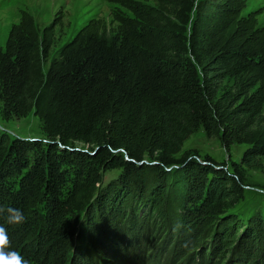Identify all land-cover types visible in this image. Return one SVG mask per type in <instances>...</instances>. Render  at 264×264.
Instances as JSON below:
<instances>
[{
	"label": "trees",
	"instance_id": "16d2710c",
	"mask_svg": "<svg viewBox=\"0 0 264 264\" xmlns=\"http://www.w3.org/2000/svg\"><path fill=\"white\" fill-rule=\"evenodd\" d=\"M153 1L134 6L112 41L89 22L47 70L51 39L29 15L0 47L4 119L33 113L47 137L0 133V205L26 221L0 219L10 247L30 261L64 264L72 253L75 264H91L95 248L123 250L116 234L131 205L133 226L143 211L146 221L178 208L182 235L214 233L218 264L230 250L240 264H264V215L245 223L230 212L244 192L238 164L231 173L210 158L177 157L203 129L228 153L245 145L244 165L264 159V26L242 15L240 0ZM110 170L122 174L101 191ZM141 234L128 231L125 249Z\"/></svg>",
	"mask_w": 264,
	"mask_h": 264
},
{
	"label": "rangeland",
	"instance_id": "374dc122",
	"mask_svg": "<svg viewBox=\"0 0 264 264\" xmlns=\"http://www.w3.org/2000/svg\"><path fill=\"white\" fill-rule=\"evenodd\" d=\"M240 1L243 4L242 15L254 16L260 26H264V0ZM136 5L148 9L156 7L153 0H0V47H5L11 27L20 23L23 16L29 15L33 17L41 39L45 34H48L51 39L48 57L44 59V67L47 70L51 61L59 56L63 46L91 21L101 22L107 31L105 37L112 41L120 23L134 18L131 9ZM2 110L0 105V133L6 131L13 138L25 140L42 142L47 140L42 121L33 113L26 118L5 120ZM77 148L79 151L88 149L83 144L77 145ZM246 149L245 145H235L228 153L218 139H209L204 130L200 129L186 141L182 152L177 156L180 158L185 155L188 159H197L201 163H206L205 159L210 158L217 165L226 164L225 169L231 173L235 170L234 164H238L240 175L243 177L244 192L243 196L236 200L230 212L245 223L256 215H264V159H258L253 167L244 165L242 156ZM218 169L222 167L219 166ZM101 173L104 182L97 186L103 191L121 176L122 170L101 171ZM168 210L173 211V214L170 215L171 212H167L165 219L154 217L146 221L144 216H147V213L143 211L140 213L142 222L133 226L134 224L129 221L130 213L133 214L130 205L124 219L125 225L123 223L121 232L116 234V239L124 244L123 250H109V247H106L107 251L104 252L106 256H103L95 248L93 253L95 258L93 257L91 264H209L210 259L214 262L213 264H218L219 255L213 254L216 247V243L213 242L214 233L208 230L200 236L196 230L185 237L179 231L180 226L177 224L178 208L173 207L172 210V207H169ZM39 213L42 214V211ZM0 224H2L1 219ZM138 226L142 228L143 237H138L134 247L125 249L129 243L128 231L133 235L134 231L138 230ZM38 230L39 228L36 229ZM32 237L36 239L37 232ZM28 243L30 244L31 241ZM8 250L18 252L24 259L26 258L24 251L20 248L10 247ZM260 250H264V242ZM58 255L63 256L59 252ZM71 255L72 253L65 257L64 264H75L77 257L71 259ZM233 255L230 250L226 259L220 264H240L238 256ZM62 259L58 257L54 263L59 264ZM26 260L28 264H39L35 260L30 261L28 258ZM71 260L74 261L71 262ZM10 264H16V262L11 261Z\"/></svg>",
	"mask_w": 264,
	"mask_h": 264
},
{
	"label": "clouds",
	"instance_id": "9594fccd",
	"mask_svg": "<svg viewBox=\"0 0 264 264\" xmlns=\"http://www.w3.org/2000/svg\"><path fill=\"white\" fill-rule=\"evenodd\" d=\"M0 218H3L8 225H21L26 221V216L21 209L5 208L2 205H0ZM9 248L10 238L7 235V229L0 224V264H10L11 261H15L16 264H28L20 253L9 251Z\"/></svg>",
	"mask_w": 264,
	"mask_h": 264
}]
</instances>
